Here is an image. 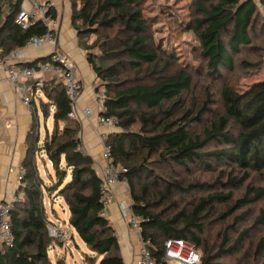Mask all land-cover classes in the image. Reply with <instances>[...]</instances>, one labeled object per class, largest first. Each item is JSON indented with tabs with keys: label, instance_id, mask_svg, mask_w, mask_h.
<instances>
[{
	"label": "trees",
	"instance_id": "1",
	"mask_svg": "<svg viewBox=\"0 0 264 264\" xmlns=\"http://www.w3.org/2000/svg\"><path fill=\"white\" fill-rule=\"evenodd\" d=\"M144 1L68 0L71 26L84 51L90 36L95 37L91 48L100 51L99 56L85 54V57L95 80L104 88L100 89L104 93L102 115L117 120L118 132L108 135L107 144L114 163L127 169L124 178L132 212L147 219L140 225V230L142 238L150 239L152 243L149 251L154 264H168L164 256L165 242L169 239L187 241L200 254L199 264H213L238 250L247 235L245 231L232 247L224 250L227 243L224 234V245L214 255L213 249L202 239L204 213L211 209L209 205L214 202L226 204L232 195H208L200 199L193 209H182L174 216L154 213L155 194L150 187L159 188L160 178L146 167L147 159L158 160L166 177L171 175L168 171L173 168L186 170L198 166L215 171L216 168L228 167L232 173H242L240 179L234 177L229 182L232 186L248 180L251 173L264 183V79L241 92L223 88L220 93L222 113L203 130V137L190 136L189 128L194 121H200L199 116L183 122L176 118L174 111V101L190 89L189 73L179 72L152 85H131L139 77L155 76L160 68L165 70L176 65L173 53L155 45L152 25L143 16L141 5ZM190 5L194 17L185 28L198 40V59L212 76L218 75L219 70H231L234 57L243 48H251L257 16L255 2L194 0ZM19 8L20 0H0V58L23 48L32 36L44 33L38 24L27 30L16 26L14 19ZM182 74L188 76V82L176 93L168 96L151 91L177 81ZM42 94L54 109L52 132L49 135L45 133L40 144L38 119L33 115L21 165L25 173L16 193V196L22 194L23 198L13 204L11 213L13 244L11 247L0 246V264H53L48 251L60 244L48 233L44 190L62 199L69 212L68 227L74 230L85 248L98 257L97 264H123L114 230L102 216L101 176L94 168L92 158L82 148L81 123L71 117L72 107L66 91L62 86L51 83L42 90ZM40 107L43 115L48 117L44 104ZM138 107H144L148 113L141 115V127L138 132H133L130 129L138 121L134 109ZM207 146H212V149L204 151ZM42 153L56 177L50 186L44 183L37 166L36 160ZM191 187L212 188L199 183L188 185ZM183 191L179 183H166L162 197L168 198ZM247 193L252 197L245 195L236 200L230 210L243 209L264 198L263 189L251 188ZM254 224L264 225V208ZM254 257L258 263L264 264V238L256 244ZM88 258L92 260V257Z\"/></svg>",
	"mask_w": 264,
	"mask_h": 264
},
{
	"label": "rangeland",
	"instance_id": "2",
	"mask_svg": "<svg viewBox=\"0 0 264 264\" xmlns=\"http://www.w3.org/2000/svg\"><path fill=\"white\" fill-rule=\"evenodd\" d=\"M192 1L194 0H145L142 3L143 16L152 25V38L155 45L161 46L168 53H173L176 56V65H171L165 70L160 68L159 74L155 76L139 77L131 85H152L165 81L170 76L178 75L179 72L189 73L191 76L190 89L183 93L179 100L174 101V111L177 114L176 118L183 122L199 116V122L193 120L194 122L189 128V135L192 137L195 135L203 137V130L209 127L213 119L222 113L220 93L223 88L227 87L241 92L246 90L251 84L264 79V7L262 6L264 0H253L257 6V16L255 19L254 35L249 46L251 48H243L240 54L234 57V66L231 70H219L218 75L215 76L210 75V71L198 59L196 51L198 50V40L194 34L185 28L186 23L194 17L193 13L190 12V3ZM77 25L79 24L77 23ZM80 40L81 42L84 41L83 39ZM94 42V36L87 38V50L85 53L99 56V49L91 48ZM79 49L84 51L82 45H79ZM187 82L188 76L182 74L177 81L157 86L151 91L168 94L169 96L176 93L180 88L185 87ZM95 83L96 89L104 90L103 87H100L98 81L95 80ZM37 96L41 98V105L44 104L49 115L45 117L43 109L40 107V111L37 107L38 130L41 137H43L45 133L49 135L52 132V112L54 109L41 93H38ZM134 110L137 113L138 121L130 131L138 132L141 127V115L147 114L148 111L144 107H138ZM72 114L73 118L80 123H85V119L79 116L76 107L75 110H72ZM110 132V135H114L115 132L117 133V126ZM211 149L212 146H207L204 151H210ZM36 161L44 183L48 186L52 185L56 181V177L45 154L42 153ZM146 167L160 178L159 188L150 187L152 193L155 194L153 199V203H155L154 213H164L166 216H174L182 209H193V207L198 205L200 199H204L208 195L219 193L228 195L230 193L232 199L229 202L226 204L211 203L208 207L211 209L205 211L206 218L203 222L204 235L202 239L206 240L208 245L213 249L212 254L214 255L224 245V234H226L227 243L223 248L227 250L232 247L242 233L247 231L246 238L238 250L214 261L213 264H260L255 259L254 253L256 244L261 238H264V225L254 224V221L259 215L260 210L264 208V198L243 209L230 210L233 208L236 200L241 199L245 195H248V198L252 197V194L247 193L248 189L264 190V183L256 174L251 173L248 180L242 184L232 186L229 182L234 177L240 179L242 173L239 171L232 173L228 167L216 168L215 171H209L198 166L189 167L186 170L183 168H173L171 171L167 170L168 174L171 173L169 177L163 174L162 165L155 158L147 159ZM220 172L222 174H219ZM146 183H149V181H146ZM166 183H179L184 191L178 194L173 193L168 198L162 197ZM196 183L206 184L212 186V188H188V185ZM56 198L55 193L49 195L45 190L43 191V204L47 223L50 227L48 228L49 233L50 235L54 233V236L52 235L51 238L60 244L58 248H61L60 255H54V258L52 257V252H50L51 259L53 260L52 263L97 264L98 257L85 248L83 242L75 232H73V236L68 232L62 233L64 228L60 222L68 211L62 199ZM49 203H51L52 212ZM172 203H174L173 206H171ZM63 208H65V211H63ZM245 214L244 219L239 220ZM55 217H59L60 222H55ZM53 250L57 251L56 249ZM88 257H92V260H89Z\"/></svg>",
	"mask_w": 264,
	"mask_h": 264
},
{
	"label": "built area",
	"instance_id": "3",
	"mask_svg": "<svg viewBox=\"0 0 264 264\" xmlns=\"http://www.w3.org/2000/svg\"><path fill=\"white\" fill-rule=\"evenodd\" d=\"M14 24L21 30H27L32 25H40L44 33L40 36L29 38L25 46L12 52L8 57L0 58V69L6 73L7 81L14 87L22 82L31 81L30 95L22 100L29 110L32 109L31 101L34 93L41 91L51 85H60L65 91L70 101L72 110H75L77 100L81 93V86L78 82L77 70L72 60L64 54L58 46V36L61 27V20L54 6V0H20V8L15 16ZM33 51L45 49L33 64L24 66L18 63L25 61L24 50ZM103 91L96 90L94 103L96 109L86 107L81 110L84 117L96 115V124L94 130L97 131L98 140L101 147V201L105 208L110 203L108 193L116 185L127 187V181L124 175L127 169L116 165L111 156L110 146L107 144L110 131L117 126L115 117H105L103 112ZM73 117V114L71 115ZM24 169L21 167L17 175V183L20 185L24 176ZM23 196L15 195L9 201H0V244L5 247H11L13 244V234L11 232V213L13 204L20 202ZM131 198L127 202L119 205L121 217L127 222L129 227L139 238V247L136 264H154L150 255L149 248L152 246L150 239L144 240L141 236L140 225L147 219L136 216L131 209ZM104 212L102 213V216ZM50 228L47 226V229ZM49 233V229H48ZM54 233H49V236ZM165 262L168 264H199L200 254L195 248L185 240L169 239L165 242Z\"/></svg>",
	"mask_w": 264,
	"mask_h": 264
},
{
	"label": "crops",
	"instance_id": "4",
	"mask_svg": "<svg viewBox=\"0 0 264 264\" xmlns=\"http://www.w3.org/2000/svg\"><path fill=\"white\" fill-rule=\"evenodd\" d=\"M54 6L61 20L58 46L72 60L82 89L76 106L79 116L85 119V123L81 122L80 140L82 148L92 158L94 168L100 173L101 147L97 131L94 130L97 118L94 115L87 118L81 113V110L86 107H90L93 110L96 109L94 103V96L97 90L95 87V76L86 61L85 51L79 49L76 34L71 26V10L68 0H54ZM43 52H45V49L37 51L25 49V61L16 65L33 64ZM31 84V81L22 82L17 87H14L7 81L6 73L0 69V201H9L17 193L19 188L17 175L22 167L26 153V137L33 121V115L38 119L37 109H40L42 100L37 94H42V92L37 91L34 93L31 101V110L22 103L23 98L32 93L29 91ZM39 138L41 144L44 136L41 137L39 133ZM108 196L110 203L105 208L103 215L114 230L123 264H136L139 238L121 217L119 210L120 203L127 202L130 198L128 187L116 185L108 193ZM49 207L51 209V203H49ZM52 211L53 209H51ZM54 211L56 212L55 208ZM63 211H65V208H63ZM68 217L69 212H66L61 222L59 217H55V222L59 221L61 226H63V234L68 232L73 236L74 230L69 228L67 224ZM50 252H52V257L54 258V255H60L61 248L54 247L48 251V257L52 262Z\"/></svg>",
	"mask_w": 264,
	"mask_h": 264
},
{
	"label": "water",
	"instance_id": "5",
	"mask_svg": "<svg viewBox=\"0 0 264 264\" xmlns=\"http://www.w3.org/2000/svg\"><path fill=\"white\" fill-rule=\"evenodd\" d=\"M20 66V65H19Z\"/></svg>",
	"mask_w": 264,
	"mask_h": 264
}]
</instances>
